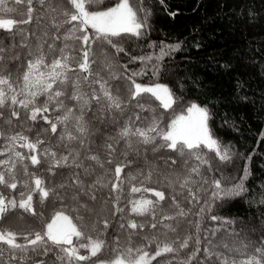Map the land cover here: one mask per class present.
<instances>
[{
	"label": "snow or ice",
	"instance_id": "6c2138e0",
	"mask_svg": "<svg viewBox=\"0 0 264 264\" xmlns=\"http://www.w3.org/2000/svg\"><path fill=\"white\" fill-rule=\"evenodd\" d=\"M102 3L0 0V15L10 17L0 18V30L6 32L0 35V221L18 209V219L23 213L41 219L34 196L41 205L61 206L40 230L0 227V264H82L104 251L108 258L95 264H152L159 257H170L163 264H264V235L252 240L231 227L235 220L213 214L217 202L244 196L250 167L238 179L220 169L218 176L204 174L205 169L213 172L207 152L231 164L236 156L232 146L213 136L208 107L184 102L165 83H138L135 77L147 74L144 70L128 73L123 65L126 74L115 71L108 49L116 54L125 50L114 38H145L151 12L130 0L104 9ZM166 48L179 50V45L162 47L158 56L130 59L145 65L155 61L152 75L159 77ZM110 81L119 83L113 88ZM146 95L165 110L183 106L161 127ZM149 151L175 153V158L159 159L165 167L181 160L185 173L160 172L147 159ZM141 159L143 165L133 170ZM154 175L160 187L145 186ZM125 185L132 194L152 192L155 199L125 197ZM105 189L102 208L110 207L111 221L90 206ZM202 192L207 196L203 201ZM166 199L172 212L164 208ZM65 204L72 206L76 221L84 220L82 213L95 216V235L74 222ZM205 219L215 226L204 229ZM181 221H187L183 235ZM186 249L191 250L180 257Z\"/></svg>",
	"mask_w": 264,
	"mask_h": 264
},
{
	"label": "trees",
	"instance_id": "16d2710c",
	"mask_svg": "<svg viewBox=\"0 0 264 264\" xmlns=\"http://www.w3.org/2000/svg\"><path fill=\"white\" fill-rule=\"evenodd\" d=\"M117 2L118 0H103L99 7L104 9L114 6ZM130 3L134 7L142 6L150 10L149 28L143 39L130 36L114 38L125 50L116 54L111 48L108 49L115 71L126 74L123 65H127L128 73L144 70L147 74L135 77L138 83L146 85L156 82L165 83L177 96L182 97L184 102H195L209 108L212 114L210 127L213 136L222 144L231 145L236 156L231 164H222L214 153L207 152L213 172L210 174L205 169L204 174L209 177L212 174L218 176L216 169H220L226 176L238 179L244 167H250L251 170V176L245 182L247 192L244 196L235 197L229 202H217L213 214L235 220L236 223L231 227L237 231L242 230V235L247 234L252 240H257L260 235H264V203L261 202L264 200V0H163V3L161 0H142V5L141 0H130ZM249 11L252 13L251 16L248 15ZM171 13H175V16L170 15ZM0 18L10 17L0 15ZM0 35H6V32L0 30ZM149 44H155L156 47L149 48ZM175 45H179V50L165 49L166 54L159 62L161 65L159 77L152 75L155 61L145 65L130 59L141 55L158 56L162 47ZM110 83L115 88L119 81H110ZM143 99L156 108L162 119L161 127H166L174 115L180 113L183 106L178 103L173 106L175 111L165 110L160 108L158 102L150 96L146 95ZM50 115L55 119V113ZM119 118L124 119V117ZM50 138V134L45 137L46 141ZM161 156L165 159L175 158V153L161 151L153 155L149 151L147 159L154 163L160 172H173L180 176L185 173L181 160L177 159L175 165L165 167L159 159ZM142 165L143 159L138 163L134 162L133 170ZM128 171L129 169H125L126 173ZM37 174L41 173L37 172ZM145 186L160 187L156 183L155 175L152 183ZM164 191L166 197L169 196V190L165 188ZM5 192L10 195L16 194L8 190ZM129 195L133 199L141 197L155 199L152 192L132 194L128 190V185H125V197ZM200 195L202 201L207 199L205 193L202 192ZM107 196L108 191L105 189L98 196L95 204L90 206L111 221L110 207L102 208V200ZM51 199L50 197L49 200ZM177 199L183 200L181 196H177ZM34 202L37 213H43L41 219L27 213H23V218L18 219L21 215V210L18 209L9 212L5 220L0 221V227L12 230L33 228L40 230L43 224L50 220L54 211L61 207L53 206L49 202L41 205L37 196H34ZM121 203H124L123 199ZM170 203L167 199L164 202L167 212L173 211ZM62 207L74 217V222L78 223L86 233L95 235L91 232L95 216L89 217L82 213L84 220L76 221V214L71 212L72 206L65 204ZM134 218L138 221L148 219ZM188 219L194 220L195 217L191 216ZM214 226L213 222L205 219L204 229ZM185 227L187 221H181V235L184 234ZM253 228L255 232H252ZM145 232H149V229L146 228ZM112 235V230L109 229L106 237L109 243ZM219 235L216 239H219ZM190 250H184L180 257H185ZM81 253L85 254L84 250H81ZM108 256V252L104 251L98 257L82 264H95L96 260L107 259ZM167 258L170 257H159L152 264H163Z\"/></svg>",
	"mask_w": 264,
	"mask_h": 264
}]
</instances>
